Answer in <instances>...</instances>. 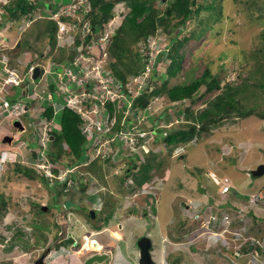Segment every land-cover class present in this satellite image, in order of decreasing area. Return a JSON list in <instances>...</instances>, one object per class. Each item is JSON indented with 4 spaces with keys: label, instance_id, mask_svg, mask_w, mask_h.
<instances>
[{
    "label": "rangeland",
    "instance_id": "1",
    "mask_svg": "<svg viewBox=\"0 0 264 264\" xmlns=\"http://www.w3.org/2000/svg\"><path fill=\"white\" fill-rule=\"evenodd\" d=\"M31 1L33 0H28V2L32 3ZM35 1L37 2L38 0ZM46 1L48 3L41 1V4L36 7L40 8L37 10L41 18L38 20L36 18L35 22L30 24H25V26H27L26 29L19 28L17 24L8 21V19L6 20L5 17L0 15V21L3 22V26H0V35L6 34L3 43L0 44V57L3 58L2 56L4 55H10L14 58V60H11V67H15L17 72L23 70L26 67V63H32V61H37L47 68V73L44 78H39L37 76L29 80L26 77L25 82L29 85L26 87L20 84L15 86L8 85V90H10L11 93L4 95L13 98V100L18 98L21 99L26 102L29 108L35 105L33 110L34 114L37 113L39 105H43V107L46 108L48 104L52 103L54 108H56L64 101L66 87L63 84L69 77L67 74H62L61 70L63 69L65 71L69 66H73L71 64L72 59L68 58L69 54H72V52H70L71 48L56 49L55 44L53 46L50 45V37L47 34H41L39 38L35 37V35L40 32L39 26L41 25V27L44 28L43 25L46 23V18H49L54 10L59 9L60 5L67 6L72 4L73 0ZM157 1L155 0L154 3L156 7L163 9L165 7V0ZM5 2H7V0H0V4ZM44 3H46V5H44ZM255 4L264 8V0H219L217 7L222 9L221 16L215 21L210 19L211 22L209 24L211 25L207 27V30L204 31L203 35L197 40L190 39L185 42L184 55L181 61L182 68L177 76L170 79L168 85L184 80L186 78V72L189 69H192L193 77L198 76L205 65L210 68L211 73L220 76L221 86H224L226 82L237 84L240 80L250 75V70L254 68V58L250 56L249 52L261 46L263 42L261 35L264 33V11L260 9L256 10ZM43 5L44 8H42ZM83 10L84 5L82 4L80 12ZM1 11H3V9H1ZM113 11L114 15L112 19L104 25V31H107V37L104 40H100L102 43L95 45L99 50L107 47V43L110 42L109 34L114 33V30L119 26L124 14L128 11V7L125 3L119 2L116 4ZM207 15V11L201 10L197 18L206 17ZM36 16L37 12L34 11L31 18ZM75 16L77 17L76 14ZM1 18L3 20H1ZM23 19H25V17ZM196 22V18L187 20L186 24L182 25L183 27L177 37L181 38L188 34L190 29L198 31L197 25H195ZM7 24L9 28L6 26ZM178 28H180V26ZM12 36H17L20 40L16 52L18 55L16 57L13 56L16 54V50L11 49L14 41L6 39ZM24 39H26L27 42H25ZM152 42L153 44H149V56L147 58L149 64L155 61L156 53L159 52L160 48L165 46L166 39L164 34L153 35ZM137 43L138 42L130 43V51L134 52L138 49L140 55H143L144 51L142 48H138L139 44ZM29 45H32V47L30 48ZM85 47L84 49L89 50V54L99 52L95 47L93 48V46L87 45ZM5 49L6 51H4ZM222 52H226V56L223 60H220L218 55ZM32 54H36L37 56L34 58ZM161 56H164V54ZM53 57L60 59H57L58 61L55 62L49 61ZM64 57H67V60H64ZM105 59L107 60V68L110 61L115 60L111 55H107ZM125 60H127V58H125ZM16 62L18 63L15 64ZM123 67L124 66L121 68ZM154 67L159 69L160 72L165 70L164 67H160L159 64L154 65ZM3 69L4 66L0 64V81L5 80L9 75L8 70ZM238 73L240 77H238ZM150 74L147 72L145 78L149 77ZM258 76L257 73L254 74V77ZM153 79H156V84L160 83L159 80L161 78L159 76ZM254 81L256 80L253 77L248 79L249 83H253ZM81 82L83 83L84 81L82 80ZM93 84L94 81L90 82V86ZM67 85L70 86L71 84L68 83ZM203 90L204 87H200L195 96L200 95ZM218 91L219 89H216L212 93L197 98L192 108L194 110L200 109L204 105L205 100L208 97H212L213 94ZM251 91L253 93H249V96H246L247 99L244 98L242 102L245 106L254 102L256 105L254 109L256 111H261L264 108V88L260 89L251 86ZM40 92H42L41 98L39 97ZM158 101L161 103L157 104V109L159 111L161 109L166 110L167 104L165 103L167 100L165 96H161ZM119 104L124 106L126 101L121 99ZM187 105H189V102L186 99L183 105L178 104L177 107H184ZM144 115H146V118L139 123L140 128H151L155 123L156 116L153 114L149 115L147 112H145ZM158 116L159 115H157V117ZM179 116L182 117V113L178 114L175 109L168 114L170 118L167 120L166 124H170L165 125L166 128H169L167 131L175 126H179L180 123L187 122L184 119L177 122L180 119L178 118ZM3 120L5 123H3L4 127H2L0 131V147L4 148L14 160L22 159L21 157L24 156L22 155L23 153L26 157L30 158V149L32 146L36 147L38 141L33 137L37 132L29 128L27 124L28 117L22 116V119H11L9 122L6 117H3ZM15 123L18 125V131L16 132L13 128ZM164 131L165 129H157L155 131V136L159 143L162 140ZM7 134L8 136L11 135L10 139L7 137ZM2 137L7 138L3 139ZM39 140V144L45 142L44 138H40ZM147 141H151L150 135ZM42 146L43 145H41V147ZM110 146L113 148L114 153L111 152L112 149L110 148V151L107 150L106 156H110L111 160L106 161V159L98 155V158H94L89 166L81 168L82 171H87L88 181L92 180V182L95 183L93 184V188L94 191L98 190L97 193L89 195L88 193L78 191L77 194L71 195L70 200H73L76 205H69L71 206L69 207L70 209L62 207L64 203L62 205L59 202L57 203L59 198L55 197V189L52 188V186H56L51 185L49 188H52V190H50L42 183V179L40 178L42 170L40 168H38L40 169L38 170L39 172H33L35 176L34 179L24 177L12 170L1 179L0 199L2 196L4 197L6 202L4 207H6L5 209H7V211L3 210L4 207L0 211V247L4 253L0 258L4 260L5 264H8L7 262L11 264L15 263V255L21 253L20 251L24 249L19 247V245L15 247L14 245L16 243L28 242L30 246H35L36 251L33 255L37 254V256L41 255L39 250L42 245L44 246L45 238L48 242L53 240V246L58 243L63 244L65 240L63 242H59L58 240V235L62 234L58 233L59 230L62 229L60 225H55L53 228L48 227L49 223L55 221L58 217L66 223L64 229L66 234L68 235V233H70L72 237L80 239V236L84 235V231L83 229H79L78 224L76 225V223H78V221H76L77 219H75L74 222L71 220H73L74 216L83 215L85 208L93 206L98 196L101 198V207L103 210L109 211V216L111 212L115 213V217L121 222L124 218H127L125 224L126 228L124 229L126 241H116L112 243L111 246H115V248L118 249L117 253L115 252L112 254L111 252V255L107 257L106 261L108 264H125L128 260L131 262L132 259L135 260V255H132L130 258L125 251L126 249H133L136 251V240L138 237L146 235L149 238L152 236V247H155V245L160 247L159 250L155 248V253L153 251L154 248L151 250L152 256L157 259V264H161L159 258L161 254L164 255L165 261H168L170 264L178 262V264H235L231 261L238 259L232 258L229 262L226 256H221L222 246L217 242H213L211 246H209L203 238V234L200 235L202 228L199 229V227H202V219L193 218L194 222L185 225L184 223L181 224V222L182 220H186L184 214L189 213L193 205H197L199 201L203 202L205 199L210 201L212 195L215 201L211 203L213 205L212 212L216 214L219 209H222L216 205L222 203L223 198L220 199L216 197L215 188L209 183L210 179L207 176V172L208 174L209 172H215L219 175L225 174L229 177L233 187L238 190L241 189V186H243L245 191L251 192L252 190L262 188V202L264 203V173L260 176L251 174L252 168L264 162V119L252 114L244 117L225 118L211 125L209 130L196 133L193 140L187 143L174 145V155L172 152L170 153L169 149L155 152L158 155L157 161L159 162V166L152 172L151 177L147 181L135 188L138 189L135 191H140L139 193H142L146 198H148V195L157 196L158 194L155 204L148 205L144 211H139L136 208L130 209L129 205L124 201V197L131 189V186L136 185L132 178L134 174L133 170H135L133 166L140 167V164H144L147 161L152 162L150 159V151L147 152V154L141 148L134 146L130 149L127 143H124L123 146L120 141L117 143L116 139ZM123 147H125L126 150H124ZM88 150L89 153H94L92 146H89ZM108 151L110 154H108ZM85 154H87V151H85ZM66 155L67 153L63 152V159L67 158ZM133 156H136V158ZM85 158H87V156H85ZM33 162L32 159L29 160L30 164ZM36 166L44 168L45 171L49 169L46 161L36 163ZM93 166L96 168H93ZM123 166L124 168L121 169ZM127 174L128 176L126 177ZM160 183H162V185L159 187ZM157 185L159 187L158 189ZM243 188L241 189L242 191ZM234 197L243 199H239L238 204L231 206L232 198H229L223 203V208L229 209L234 214H240L239 217L243 218L247 223L246 225H248L249 231L252 230V227L255 228L256 225L264 226V206L259 209L257 206L250 203L246 197L244 198V196L237 197L235 195ZM61 198H64V195ZM148 201H150V199H148ZM97 207L98 205L95 206L94 209L96 210V217L100 219L102 213L97 210ZM58 210L62 212L60 215L56 214ZM42 211L46 213V216H44L45 220L39 222V219L35 217H40ZM77 218L82 219L85 223H90L91 220V216L89 219L86 216ZM105 220L107 222V218ZM107 223L110 227L114 228V224ZM73 225L76 226L72 229L71 227H73ZM240 226H245V224L242 222L239 226H232L231 229L237 232L238 230L236 229ZM213 230L217 229L214 228ZM40 231H42V233H40ZM17 233L19 234L15 239L14 236ZM172 234H178L179 237L175 239L180 240V242H175V244L179 246V249L175 251L169 250L171 249L169 242L172 240L170 237ZM41 235H44L45 238ZM113 235L120 237V232H113ZM194 236L196 242H194ZM40 238L44 239L41 240ZM106 238L107 240L110 239L109 236H106ZM161 239H163L162 242ZM10 240L16 243L12 246H8L7 244H10ZM117 243H119L118 246ZM89 244L90 243L86 240L82 248L87 250ZM93 246L94 248L98 247L97 245ZM68 247L69 246L58 248V250L54 249L50 252V255H54L55 257L58 254H62L63 256L62 258H54L52 261L53 264H58L62 262V260V264H75V262H77V264H82L84 262L81 256L83 252L75 256V259L65 255V252H62V250H66ZM29 253L30 250L26 252V254H21L23 257H20V260L23 258L22 261L25 260L33 264L30 259L31 254ZM27 254L28 258L26 257ZM22 261L20 264H25V262ZM238 261V264H245V261Z\"/></svg>",
    "mask_w": 264,
    "mask_h": 264
},
{
    "label": "trees",
    "instance_id": "2",
    "mask_svg": "<svg viewBox=\"0 0 264 264\" xmlns=\"http://www.w3.org/2000/svg\"><path fill=\"white\" fill-rule=\"evenodd\" d=\"M41 1L48 3L46 0H38L36 2L38 6L41 4ZM86 1L87 2L83 4L84 8L88 6L89 9H87V13L85 12L82 16L85 20L90 22L89 24L92 26L91 32L96 33L102 31L105 23L112 18L114 12L113 10L117 3L123 2L128 7V11L124 14L119 26L114 30V33L109 34L110 42H108V52L115 58V60L110 61L109 69H111V74L119 79V83L121 84L125 81L127 74L139 72L142 64L143 57L139 56L138 50L134 52L130 51V43H136L139 40L146 41V38L149 35L164 34L166 44L160 48L159 53L156 54V64H159L160 67H164L165 70L160 72L157 69H153L152 73L155 72L157 76H161L162 78L165 77V79H163L159 85L157 84L151 93H164L169 101H174V106L172 105L171 108L175 109L177 113L182 112L183 119L187 121L185 123H180L177 127H173L168 130L165 135H163V139L168 145L189 141L194 138L196 133L209 130L211 125L216 124L225 118L244 117L252 114L264 119V108L261 111H256L254 109L256 106L254 102L250 103L248 106H245L242 102L246 96H249V93H253L251 91V86L258 87L260 89L264 88V33L261 35L263 41L261 46H259L258 49L249 52L250 56L254 58V68L250 70V75L240 80L239 83L231 84L226 82L224 83V86H221L220 76L211 73L210 68L205 65L202 72L198 76L193 77L192 69H189L186 72V78L184 80L168 85L170 79L177 76L178 72L182 68L181 61L184 55L185 42L190 39L197 40L201 35H203V32L207 30V27L211 25L209 24L211 22L210 19L215 21L221 16L222 9L217 7L219 0H165V7L163 9L156 7L154 4L155 0ZM36 3H30L28 0H8V2L3 5L4 16H2L5 17L6 20L8 19V21H12L17 24L20 28L23 24L21 22H17L16 20H18L21 16H27L36 11L37 16L32 18V22H35L36 18L37 20L41 18L38 11L40 8H36ZM46 3H44V5H46ZM44 5L41 7L44 8ZM255 9L264 11V8L257 6L256 4ZM201 10L207 11L208 15L206 17L197 18V15L201 12ZM192 18L197 19L195 25H197L198 31L192 28L193 30L190 29L188 34L178 38L177 35L181 31L183 27L182 25L186 24L187 20ZM1 20L3 19L1 18ZM0 24L3 25V22L0 21ZM6 26L9 28L8 24ZM43 26L44 28L41 27V25L39 26L40 32H38L35 37L39 38L41 34H47L50 37V45L53 46L55 44L54 32L56 29V22L49 17L46 18V23ZM179 26L180 28H178ZM97 28L99 29L98 31ZM2 36L5 38L6 34ZM6 39L14 41L12 40V37ZM16 39L17 40L14 41L13 46L11 47V49L16 50L15 53L17 52V47L20 43L18 37ZM24 41L27 42L26 39H24ZM79 42L80 40L78 38L75 39V44H78ZM145 45H147V43ZM29 46L30 48L32 47V45ZM162 54H164V56H161ZM17 55L18 53L13 56L16 57ZM32 56L35 58L37 55L32 54ZM72 56L73 54H69L68 58L72 59ZM225 56L226 52H222L218 55V58L223 60ZM125 58H127V60H125ZM12 59L14 60V58L10 55L6 57L7 61ZM57 59L60 58L53 57L49 61L55 62L58 61ZM64 60H66L65 57ZM9 63H12V61H9ZM232 65L235 66L234 64ZM122 66L124 67L121 68ZM256 73L259 75L258 77H254V74ZM152 75L153 74H151V76ZM238 77H240L239 73ZM252 77L255 78L256 81L249 83L248 79ZM202 86L204 87L203 92L200 93V95L195 96L197 90H199ZM216 89H219V91L213 94L212 97H208L200 109L194 110L192 108V105L195 103L197 98H201L205 94L212 93ZM148 97L149 94L144 92L142 96L138 98L139 104L144 105ZM186 99L188 100L189 105L177 107L178 104L183 105L184 100ZM108 105L110 106L111 103L105 106ZM23 115L28 117L29 114L24 113ZM36 117L44 122L48 120L52 121V123L48 126L47 131L48 134H52L54 137L52 140H46L45 149L43 151V153L47 155V162L51 164L50 169L52 171V175L48 177L42 172L40 173V178L46 187L49 188L51 185L56 186H52V188L55 189V197H58V200L61 203L64 198L61 199V196H59L60 194H64V197L70 198L71 195L78 192L76 189H73L62 193L65 187L76 185L75 177L78 175V171H68L66 173L67 177L71 180V184L69 185L67 183L68 178L59 180L56 177V174L59 173L62 168L65 169L67 167H71L77 162L83 161L85 158L86 148L89 144H91L92 140H87L81 132L80 123L83 121L82 117L68 106L64 105V107L61 108H54L52 103H50L39 113V116ZM118 122L119 121L117 120V123L111 128V131L106 133L108 137H111L110 135L113 131L121 129ZM113 142H115V139H112L110 144ZM117 143H119V141H117ZM63 152L67 153V158L65 159H63ZM39 154L40 150H32V156L34 158L38 157ZM105 159L106 161L111 160L110 156H107ZM150 159L152 162L147 161L142 164L140 168L133 170L134 174L132 175V178L135 183L142 184L150 178L151 172L153 171V161L155 160V156H151ZM13 165L14 166L12 168L8 165L6 174L12 170L24 177L31 179L35 178L33 172L38 170L37 167L25 162H15ZM93 168L96 167L93 166ZM133 168H135V165ZM82 176L83 178H87L85 177L87 176L86 173H82ZM126 176H128V174ZM52 188L49 189L52 190ZM5 204V199L2 196L0 199V211ZM5 208L6 207H4L3 210L7 211ZM44 216H46V213H43L42 211L40 213V217L36 216L35 218L39 219V222H42L45 220ZM89 216L90 214H88V217ZM182 223L185 225L187 224V221L182 220L181 224ZM55 225L59 224L56 221H52L49 223L48 227L53 228ZM64 229L63 231L65 236L62 232V234L59 235V242H63L64 240L66 242L67 238H71L66 234ZM40 233H42V231H40ZM18 234L19 233L14 236L15 239ZM41 236L45 238L44 235ZM44 238L40 239L43 240ZM13 240H10V244L7 245L12 246L14 244ZM59 244L60 243L55 244V246H58ZM35 251L36 250H33L32 253Z\"/></svg>",
    "mask_w": 264,
    "mask_h": 264
},
{
    "label": "clouds",
    "instance_id": "3",
    "mask_svg": "<svg viewBox=\"0 0 264 264\" xmlns=\"http://www.w3.org/2000/svg\"><path fill=\"white\" fill-rule=\"evenodd\" d=\"M75 1L76 0H74L73 2H75ZM31 2L32 3H34V2L36 3L35 0H33ZM82 4H84V3H81V5ZM81 5H79L76 8V11H75V14L76 15L85 14L83 11L80 12ZM36 6H38L37 3H36ZM62 15H64V14H62ZM113 15H114V12H113ZM16 21L20 23L22 21V17H20ZM54 21L56 22V27H57L56 28L57 29L56 30V33L58 32V28H59L58 22H65V23H68V24L75 22V26L68 30V32L71 33L69 35L70 38H71V39H69V42L66 43V44H64V45H60V44H57L58 42H57V40H55V45L57 46V47L55 46L56 49H58V48H60V49L74 48V46H75V39H77V38L80 40V42L87 41L86 45L93 46V48L95 47L96 44L102 43V42H100V40H101V37H102V35H103V33L105 31L104 32H98V33L92 32V34L86 33V32H82L81 31V28H82L83 21H81V20H79L77 18H68V19H66L64 21H59V20H55L54 19ZM88 25L91 26L89 23H88ZM26 27L27 26H23L21 28H23V29L25 28L26 29ZM96 34H97V36H96ZM55 36H57V34ZM149 36H153V35H149ZM148 37L146 38V41L140 40L137 43V44H139L138 45V48H142L143 51H144V54H143L144 56L143 55H140V53H139V56H142L143 57L142 64H141V68H140L139 72L127 74V76H126L125 81L123 82V84L119 83V79H117L113 74H111V72H110L111 69H109V66L107 68V60L106 59H105V63H103L104 68H106L107 71H109V74H110L111 80L109 82V86L111 88H114V87H123V89L121 91H123L124 97L123 98H119L118 100L115 99L113 101H106L104 103V105L101 106L102 108L100 107V110L97 112V117L98 118H100V117L103 118L107 114L108 117H106V119H105V123L106 124H110L111 123V116L112 115L114 116V121H113L112 124H110L109 130L104 133L105 134V137L107 139H109V141L106 142L107 146H106L105 150H101L98 153V155L101 156V158L105 159L107 157L106 156L107 155V150L110 151V148L112 149L111 152L114 153L113 148L110 146V142L112 140L113 134H118V132H120V131H127V130H129V132H132L133 133V137L139 138V141L138 142H136V143H133L134 141L133 142H128V140H126L123 137L121 138L120 136L116 140L117 141H120L121 142V145H123V146H124V143H127L129 145L130 149H132V147L134 146V147L141 148L145 153H147V152L150 151V153H151L150 155L151 156H155V160L153 161V164H154L153 165V171H154L159 166V162L157 161V156L158 155L155 152H157V151H165L166 149H169L170 153L172 152V154L174 155V150H173L174 145L182 144V142L177 143V144L168 145L164 141V139H163L164 138L163 135H165L166 132H167V129H169V128H166L165 125H166L167 120L170 118V117H168V114L172 110H174V109L171 108L172 105H173V103H174V101H169V99L167 98V96L164 93H157V94L151 93L152 90L157 85L155 83V80L156 79H153V78H156L157 75H155V72L152 73L153 72V69H156L154 67V65H156V59H155V61L153 63H150V64H149V62L147 60V58L149 56L148 55L149 54V45L148 44L145 45V44L148 43L147 42ZM144 46H147V47H144ZM95 48L99 52L98 53H94V54L91 53L90 55L95 56V57H100L103 54V52L106 53L105 54V58H107V55H110L109 52H108V43H107V47L106 48H103L102 50H99L97 47H95ZM6 57L7 56L3 57V59L0 60V64H2V66H4L5 68H8V70L13 71L14 68L11 67V63H9V61H11V60L7 61L6 60ZM32 63L33 64H38L39 62H37V61L33 62L32 61ZM147 65H149V66H147ZM157 70H159V69H157ZM147 72L149 74L151 72V74H153V75L151 76V74H150L149 77L145 78ZM10 74L11 73H9V75ZM15 76H17L19 78V81L17 83H14V82H11V81H7V80L0 81V103L2 102L3 99H5V100H7V101H9L11 103L20 101L21 103H23L26 106L27 111L26 112H22L19 116L4 115V114L0 115V131L2 130V127H4L3 126V123H5L4 120H3V117H6L8 119L7 121L9 122L11 119H16V120L22 119V116H24L23 114L24 113H28L29 114L28 115L29 118H28V123L27 124H28L29 128L34 129L33 131H36L37 132V133H35L33 135V137H35V139L38 141V144H37L36 147H33L32 146V148L30 149V153H29V155L31 156L30 158L26 157V155L23 153L22 155H24V156L21 157L22 159H16V160L12 159L9 156L8 152L6 150H4V148H1L0 147V157H2V159H3V164H2V167L0 169V182H1V179H3V177L6 175V172H7V169H8V165L12 168L14 166L13 164L15 162H25V163L30 164L29 163V160L30 159H32L34 161L31 165H33V166H35L37 168H40L42 170V172L44 173L45 176H48L49 177V176L52 175V171L50 169L51 164L49 162H47L48 161L47 155H45L43 153V151L45 149L46 140H52L54 136L52 134H48V131H46V133L44 135H42L43 132L41 130V127L40 128L37 127V125L39 123L42 124L44 121L43 120H40V119H37V117H36L37 115L33 113V110L35 108V105L32 106L31 108H29L28 105L26 104V102L22 101L19 98L16 99V100H13V98H9V97L4 96L5 94H10V92H9L10 90H8V85L15 86V85H19L20 84L23 87H26L27 85H29L28 83L25 82L26 80L23 79V78H20L19 75H15ZM80 76H81V74H80ZM160 78L161 79L159 81L161 83L162 80L165 79V78H162L161 76H160ZM85 82L86 81H84L83 83L81 82L80 85H83L84 86V83ZM88 82L90 83L92 81H88ZM80 85H78V86L80 87ZM130 88H133L135 91L130 90ZM144 92H146L147 94H149V97H148L147 101L145 102V104L144 105H141V104H139L138 98L141 97ZM161 96H165V98L167 100L165 104H167V106H166V110L161 109L159 111L156 106H157L158 103H161V102L158 101ZM129 97H131V102H130V105H127V102H128ZM121 99H124L126 101V104L124 106H121L119 104V101ZM109 103H111V105H112V107H111V105L110 106L108 105L111 110L109 109L108 106H105V105H107ZM148 105H150V108L149 109H148ZM103 108H104V110H103ZM145 112H147L149 115H152L153 114V115L156 116L155 123L152 125L151 128H140V126H139V123H141V121H143L146 118V115H144ZM180 113H182V112H180ZM33 114H34V116H33ZM137 114L142 115L144 119L143 120H140L138 122V118L136 117ZM157 115H159V116L157 117ZM24 117H26V116H24ZM157 118H159V119H157ZM178 118H180V119L177 122H179V121H181L183 119V117H181V116H179ZM117 120L119 121L118 123H119V126H120L121 129L120 130H117V131H113L112 134L110 135L111 137H108L106 135V133L109 132V131H111V128L117 123ZM132 124H135L136 125V129L135 130H132L130 128L132 126ZM24 127H25V125H24ZM175 127H177V126H175ZM13 128L15 129V132L18 131L17 125L14 124V127ZM157 129H165V131L163 132L162 140L160 141V143L157 141V137L155 136V131ZM141 131H143L144 134L142 136H139ZM149 135L151 136V141L150 142L147 141V138H148ZM5 136H6V134H5ZM7 136H8V134H7ZM10 136L11 135H9L8 137H10ZM50 136H52V139H50ZM2 138L4 139V137H2ZM40 138L41 139L44 138L45 139V142L39 144V141H40L39 139ZM85 138L87 140H92L91 141V144H89V146H92L93 147V151H95L94 150L95 149L94 148L95 145L93 146V143H92L93 142V139H88L86 136H85ZM193 139H191V140H193ZM189 141H186V142H183V143H187ZM141 144L144 147H142ZM41 145H43V146L41 147ZM149 146H150V149H149ZM154 146H155V148H154ZM88 147L86 148L87 154H85V156H87V158H84L83 161H80V162H77V163L73 164L71 167H67L65 169L64 168L60 169L59 173L56 174V177L59 180H64V179L68 178L67 177V174H66L68 171L66 172V170L70 169L69 170L70 172H73L75 170L78 171V175L75 177V179H76V185L75 186L72 185L71 187H69V186L65 187L63 189V192L62 193H64L65 191H68V190H73V189H76L77 191H82L83 193H88L89 195H94V193H97L98 190L97 191L96 190L94 191V188H93V184H95V183L92 182V180H89L88 181V179H87L88 177L87 176H85L87 178H83V176H82V173L85 174L87 171H82L81 168L86 167V166H89L93 162L94 158H96L98 156L97 155V156L94 157L93 156L94 153L93 154L89 153ZM123 148H124V150H126L125 147H123ZM34 149L40 150V154L36 158H34L32 156V150H34ZM109 151H108V154H110ZM133 157L136 158V156H133ZM23 159H25V160H23ZM41 161H46L48 163V168L49 169L47 171H45V169L44 168H41L40 166H36V163H39ZM141 165L142 164H140L139 166H141ZM123 168H124V166L121 167V169H123ZM137 168H140V167H136L135 166V170ZM40 169H38V170H40ZM152 172H151V174H152ZM212 173H214L215 176L217 177V179H219L218 181H216V180L213 179ZM209 174L207 172V176L210 179L209 183H211L214 186V188H215L216 197H219L220 199L223 198L222 199V203L216 205L217 207H220L222 209H219V211L216 212V214L212 212V206L213 205L211 203L215 202L214 199L212 198V196H213L212 195L210 197V201L211 202L210 201H207L206 199L203 202H200L199 201V203L197 205H193L191 207V210H190L189 213H185L184 214V217H185L186 220L188 219L187 220V223L194 222L193 221V218H200V219H202V221H201L202 227L201 226L199 227V229L202 228V232L200 233V235L203 234V238L205 239L206 243L209 246H211V243H213V242H217L218 244L220 243L221 246L223 247V250H225L223 252V254H226L227 255V251H231V250L226 249V247L221 243L220 239H218V238L216 239L215 234L212 233V232H217V233L221 232V228H220L219 225L217 227V226H214L215 223L210 222L211 221V216L212 215H215L216 217L219 218L221 212H227V214H229V216H231L230 225L228 227L230 230H232L231 229L232 226H234V225L235 226L236 225L239 226L242 222L245 224L246 227H248V225H246L247 223L244 221V219L241 218V217H239L240 214H238V215L237 214H234L229 209L223 208V206H224L223 203H225V201L228 200L229 198H232L231 206H235V204H238L239 199L240 200L243 199V198L237 199L236 197H234L235 195L237 197L244 196V198L246 197V199L249 200V196L251 194H254V193H257V192H260L262 194L263 193V190H261V188H260V190H258L257 192H254V193L245 194L243 191H241V193L240 192L238 193L237 192V189L234 188L233 185L231 184V181H230L229 177L226 176L225 174L224 175H219V174H216L215 172H209ZM223 177H227L229 179V181H230L229 182V189H228V191H225V192H222L221 191V179ZM80 181H81V183H80ZM67 183H68V185L71 184V180L69 178L67 179ZM140 185L141 184H137L136 183V185L131 186V189L128 191L127 195L124 197V201L129 205V208L130 209L131 208H136L139 211H142V210L144 211V210H146V207H148V205L155 204V202L157 201L158 194H157V196L148 195V198H146V196H143L142 193H139L140 191L139 192L135 191V190H138V189H135V188L138 187V186H140ZM161 185H162V183L159 184V187ZM159 187L157 185V189ZM63 195L64 194H60L59 196L62 197ZM262 197H263V194H262ZM61 199H63V198H61ZM66 199H69L70 200V198L64 197V200L62 202H64ZM148 199H150V201H148ZM58 202H59V200H57V203ZM72 202L75 203L73 200H72ZM146 203H147V205H146ZM101 204H102L101 203V198H100V196H98L97 199L95 200V204L93 206H89L88 208H85L84 214L83 215H79V216H82V217L83 216H86L89 219V217L91 216L90 210H93L94 215L91 216L90 222L92 223L93 221H95L94 223L96 224L94 226V230L84 231V235L83 236H80V239H77V238H67L66 242H64L63 244H59L58 246H55V245L53 246V242H52L53 240L52 241H49L51 243H49L47 239L44 240V243L45 244H44V246L43 245L41 246V249L39 250V253L42 254L45 250H47L49 248V251H47V255L44 258L45 259L44 260L45 261V264H53L52 261L54 260V258H57V257H61L62 258L63 257L62 254L61 255L58 254L55 257L54 255H50V252L53 251L54 249L55 250H58V248L59 249L60 248H65V246L66 247L69 246L68 247L69 249L67 248L66 250H62V252L64 251L65 252L64 253L65 255L71 256V258H73V259H74V256L80 255L82 253V251L88 252L89 255H92V254H95V253H101V250L100 249L86 250V249H83L82 248V245L86 241L87 238H90L93 241L97 242L96 241V238L94 236L98 232L102 231L103 229H106V231H108L110 229L115 230V231L118 230V231H120V234H122V232H121V230H119L120 228H118V224H117V223L120 224L121 221L118 220L115 217V215H114L115 213H112L111 212V214L109 216L108 215L109 211L103 210V208L101 207ZM252 204L255 205V206H257V207H263L264 206V203L263 202H261L260 204H254V203H252ZM74 205H76V203ZM97 205H98L97 210L100 213H102L100 219H99V217L98 218L96 217V212H95L96 210L94 209L95 206H97ZM62 207L66 208L64 205ZM69 207H71V206H69ZM69 207H67L66 209H70ZM227 207H229V206H227ZM58 212H59V210L56 213L57 215H60L62 213L61 211H60V214ZM194 213H196L198 215L197 216H193ZM32 214H33V212H32ZM88 214H90L89 217H88ZM150 214H151V212H150ZM74 218L77 219L76 216H74L72 222L75 221ZM106 218H107V222H109L111 224H114V228L110 227V225L105 220ZM69 219H70V217H69ZM207 220L209 222H207ZM55 221L59 225H61V227L63 229L65 228L64 225L66 223H65L64 220H62V219H60L58 217L57 219H55ZM76 221H78V220H76ZM77 224L79 225V229H81L80 223L78 222V223H76V225ZM75 226L73 225V227H71V228L73 229ZM214 228H216L217 230H213ZM248 230H249V228H248ZM249 232L257 233V234L258 233H264V226H258V225H256V227L255 228L252 227V230H250ZM59 235H58V238H59ZM122 236H123V234H122ZM122 236L120 237L121 239L119 238V240H122L123 239ZM150 239H151V244H152V240H153L152 236L150 237ZM46 241H47V243H46ZM177 242H180V241H177ZM169 244H171L175 249H179V246L176 245L175 242L173 243V241H170ZM135 245H136V242H135ZM155 247H156V245H155ZM155 247L150 246V248H149L150 253H151V250H153V248H154L153 251L155 253ZM100 248H101V245H100ZM101 249H103V248H101ZM156 249L159 250V248H156ZM33 250H36L35 249V246H34V248H32L31 251H33ZM109 251H110V255H111V252H112V254H114L115 253V247L112 246L111 248H109ZM136 251L137 252H136L135 264H139L138 263V248H137V246H136ZM29 254H31L30 259L32 260V263H33V260L36 259L37 256L36 255H33L32 252H30ZM161 256L159 257L160 260H161V264H170L168 261L167 262L165 261V258H164V255L163 254H161ZM151 257H152L153 261H155V263L157 264V261H156L157 259H155L154 256H152V253H151ZM232 257H234V256H232ZM132 262L130 260H128L125 264H133ZM62 263H63V260H62V262H59L58 264H62ZM178 263H174V264H178ZM98 264H100V263H98Z\"/></svg>",
    "mask_w": 264,
    "mask_h": 264
},
{
    "label": "built area",
    "instance_id": "4",
    "mask_svg": "<svg viewBox=\"0 0 264 264\" xmlns=\"http://www.w3.org/2000/svg\"><path fill=\"white\" fill-rule=\"evenodd\" d=\"M77 4L68 6H59V9L56 11L54 15H60V14H75L76 8L81 5V3H86V0H76ZM87 5V4H86ZM88 9V6H86L83 10L85 13ZM77 22V21H76ZM59 28H58V35H62L64 33H67L69 29L75 26V22L73 23H65V22H58ZM82 32H88L90 31V27L88 23H82ZM107 37V31H105L101 37V40H104ZM70 36L64 38L62 41L57 40V42L60 45H64L69 42ZM153 36H149L147 39V44H153L152 42ZM78 54L74 57V59L71 61V64L73 66H69L63 73L67 74L66 72H69L73 76V81L67 80L68 82L65 83L66 92L64 96V101L61 102L56 108H61L65 106H68L75 110L77 113L81 115L83 118V121L80 123V129L83 132V134L88 139H93V146L95 145V151L93 156H97L98 153L101 150H105L106 148V142L109 141L105 137V132L109 130L110 124L114 121V116H111V123L106 124L105 117L98 118L97 112L100 110V107L104 105L106 101H113L116 99L115 96L112 97H106L103 93L104 90L106 92H110L113 88L107 85L106 82H110V74L109 71H107L106 68H104L103 63H105V54H103L100 57H95L90 55L89 53H84L82 50V46H78L77 48ZM77 67L78 73L81 74V77L73 72V67ZM3 70H8V68H5ZM9 73H11L10 70H8ZM102 73H105L104 76H102ZM80 77V78H79ZM91 79V80H90ZM7 81H11L14 83H17L19 81V78L15 75H8V77L5 79ZM86 81L85 87L78 85L81 84V81ZM88 81H94L95 83L90 86ZM70 83L71 85L68 86L67 84ZM117 94H121L124 97L123 91L119 90L117 91ZM42 92L39 93V97L41 98ZM120 97L119 98H123ZM43 99V97H42ZM131 97H129L127 105H130ZM102 108V107H101ZM150 108V105H148V109ZM104 110V108H103ZM26 106L21 103L20 101L11 103L5 99L2 100L0 103V115H13V116H19L22 112H26ZM136 117L138 118V122L140 120H143V116L137 114ZM52 123L51 120H48L46 122H43L42 124L39 123L37 125L38 128L41 127L42 135H44L47 131L48 126ZM132 130L136 129V125L132 124L130 127ZM144 134L143 131L140 132L139 136H142ZM123 137L128 142L136 143L139 141V138L133 137V133L127 131H120L118 134H113L112 139H117L118 137ZM135 138V139H134ZM111 139V138H110ZM96 143V144H95ZM101 146V147H100ZM142 147H144L141 144ZM3 164V159L0 157V169ZM70 169L66 170L69 171ZM65 172V173H66ZM64 173V174H65ZM212 177L214 180L218 181L217 177L214 173H212ZM229 179L227 177H223L221 179V191L225 192L229 189ZM262 194L260 192L251 194L249 196V201L254 204H260L262 202ZM198 214L194 213L193 216H197ZM231 216L227 214V212H221L220 217H216L215 215L211 216V221L215 223L214 226L218 225L221 228V232H212L215 234L216 239H220L221 243L226 247V249L231 250L232 256H236L239 258L245 257L247 259V264H264V233H252L249 232L248 227L246 226H240L237 232L230 230L228 227L230 225ZM207 222H209L207 220Z\"/></svg>",
    "mask_w": 264,
    "mask_h": 264
},
{
    "label": "bare ground",
    "instance_id": "5",
    "mask_svg": "<svg viewBox=\"0 0 264 264\" xmlns=\"http://www.w3.org/2000/svg\"><path fill=\"white\" fill-rule=\"evenodd\" d=\"M73 1H74V0H73ZM7 2H8V0H7ZM7 2L0 4V15H3V16H4L3 5L6 4ZM75 4H77V1L72 2L71 5H75ZM1 9H3V11H1ZM57 10H58V9H57ZM57 10H55V12H53V14L50 16L53 20L55 19V20H59V21H64V20H66V19H68V18H77V19L83 21L84 23H90L89 21H87V20H85V19L83 18L82 14L77 15V17L75 16V14H67V15H62V14H60V15H54V14L56 13ZM32 14H33V12H32L30 15H27V16H21V17H22V21H21V23H22L24 26H25V24H30V23H32V18H31ZM24 17H25V19H23ZM111 19H112V18H111ZM111 19H110V20H111ZM110 20H109V21H110ZM105 24H107V23H105ZM23 25H22V26H23ZM0 26H3V25L0 24ZM89 27H91V28H90V31H88V32H86V33H90V34H91L92 26H89ZM56 28H57V27H56ZM56 30H57V29H55L54 35L59 34L58 32L56 33ZM98 30H99V29L97 28V31H98ZM84 32H85V31H84ZM100 32H104V29H103L102 31H100ZM70 34H71L70 32H67V33H64V34H62V35L55 36L54 39H55V40H60V41H62L64 38L67 39V37H68ZM0 38H1V43H0V44H2V43H3V40H4L5 38H4L2 35H0ZM68 39H69V38H68ZM86 43H87V41L79 42L78 44H75L74 48H71V49H70V52H73V53H72V54H73V56H72V60H73L74 57L78 54L77 48H78V46H80V45L82 46V50H83L84 53H89V50L84 49V48H86L85 46H87ZM82 44H83V45H82ZM2 48H3V47H2ZM4 51H6V49H5ZM5 56H6V55H4V56H2V57H5ZM1 59H3V58L0 57V60H1ZM66 60H67V57H66ZM17 63H18V62H16L15 64H17ZM25 66H26V67L24 68L25 70L23 69V70L18 71V72L16 71V68L13 67L14 70L11 71V74H10V75H19L20 78L25 79V78L27 77L29 80H32V79H31L32 70H33V68H34L35 66H38V67H39V74H38V77H39V78H44L45 75H46V73H47V68H46V66L44 67V65L39 64V63H38V64H33V63H29V62H28V63H26ZM72 69H73V72H74V73H76V74H78V75L80 76V74H79L78 71H77L78 68H77L76 66L73 67ZM61 71H62V74H64V73H63L64 70L62 69ZM66 73H67V76L69 77L68 80L73 81V76H72L69 72H66ZM104 75H105V73H102V76H104ZM80 77H81V76H80ZM80 77H79V78H80ZM67 82H68V81L64 82L63 85H65V83H67ZM106 84L108 85L109 82H106ZM81 86H83V85H80V87H81ZM84 86H85V84H84ZM3 88H4V87H3ZM3 88H2V89H3ZM122 89H123V87H114L112 90H110L109 93L106 92V91L104 90V93H103V94H104L106 97H112V96H115L116 99L118 100V99H119V96H120V97H123V95H121V94H117V91L122 90ZM130 90L135 91L133 88H130ZM34 104H35V103H34ZM36 105H37V104H36ZM43 109H44L43 105H39L36 115L39 116V113H40ZM169 124H170V123H169ZM169 124H166V125H169ZM68 235H69V237L74 238V237L71 236L70 233H68ZM86 240H87V242L90 243L89 246H88V248H87V250L100 249V245H99L97 242L93 241V240L90 239V238H87ZM83 244H84V243H83ZM93 245H97L98 247H97V248H94ZM82 246H83V245H82ZM82 252H83V253L81 254V256H82V259L85 261V259L89 257V253L86 252V251H82ZM84 256H85V257H84ZM75 264H77V262H75ZM82 264H84V262H83ZM92 264H98V263H97V262H94V263H92Z\"/></svg>",
    "mask_w": 264,
    "mask_h": 264
},
{
    "label": "crops",
    "instance_id": "6",
    "mask_svg": "<svg viewBox=\"0 0 264 264\" xmlns=\"http://www.w3.org/2000/svg\"><path fill=\"white\" fill-rule=\"evenodd\" d=\"M0 31H1V28H0ZM17 36H15V37H13L12 36V40H14V41H16L17 39ZM10 93H11V91H9ZM243 188V186H241V189ZM241 189H237V192L239 193H241ZM258 190H260V188H258L257 190H252V192L251 191H245L244 190V188H243V192L245 193V194H248V193H254V192H257ZM261 190H263L262 188H261ZM257 208V207H256ZM259 209H260V207H258ZM77 217H82V216H77ZM76 217V218H77ZM75 219V218H74ZM77 220H78V222L80 223V225H81V229H83V231H91V230H94V226L96 225L94 222L95 221H93L92 223L90 222V223H85V221H82V219H80V218H77ZM125 220V221H124ZM124 220H122V222L120 223V224H118V228H120L119 230H121V232H122V234H123V236H122V234H120V237L122 236V240H119V238L120 237H116V236H114L113 235V232H116V233H119L120 231H118V230H112V229H110V230H108V231H106V229H103L102 231H100V232H98L94 237L96 238V241L98 242V244L99 245H102L103 247H104V249L107 247H109V248H111L112 246V243H114V242H116V241H126V238H125V235H126V233H125V231H124V229L126 228L125 227V224H126V222H127V218H124ZM71 221H73V220H71ZM180 229V228H179ZM106 236H109L110 237V239L109 240H107V238H106ZM170 237H171V241H173V243L174 242H177V241H180V240H176L179 236H178V234H172V235H170ZM176 238V239H175ZM121 239V238H120ZM194 242H196V238H195V236H194ZM162 240L163 239H161V242H162ZM211 240V239H210ZM28 241V240H27ZM29 241H30V239H29ZM14 243H16V242H14ZM118 244L119 243H117V246H118ZM17 245H19V247H21V248H24L22 251H20L21 253H18V254H16L15 256V263H12V264H20V262L23 260V258L20 260V257H23V255H21V254H26V252H28L29 250H30V252H31V250H32V248L34 247H32V246H30L29 244H28V242H26V243H16L14 246L16 247ZM171 245V244H170ZM219 245L221 246V244L219 243ZM13 246V247H14ZM116 246V247H117ZM113 247H115V246H113ZM120 247V246H119ZM106 248V249H107ZM155 248H160L159 246H156ZM13 249V248H12ZM26 249H27V251H26ZM118 249V248H117ZM117 249L115 248V252L117 253ZM169 250H176L172 245H171V249H169ZM212 251V250H211ZM225 250H223L222 249V254H221V256H226L227 258H228V260H229V262L231 261V259L232 258H234V257H232V253H231V251H227V255L226 254H223V252H224ZM125 252H127V254H128V257H132V255H135V257H136V252L137 251H135V250H133V249H126V251ZM130 254H131V256H130ZM1 255H4V253L2 252V248L0 247V256ZM78 256V255H77ZM26 257L28 258V254L26 255ZM75 257V256H74ZM162 257V256H161ZM75 259V258H74ZM235 259H238V260H242V261H245V264H247V259L245 258V257H242V258H239V257H235ZM136 260V259H135ZM135 260L134 259H132V263L133 264H135ZM212 260H213V258H212ZM238 260H233V261H231L232 263L234 262L235 264H238L239 263V261ZM30 261V260H29ZM13 262V261H12ZM22 262H25V264H30V262H26L25 260L24 261H22ZM8 264H11V263H9V262H7ZM212 263H214V262H212ZM0 264H5L4 263V260L3 259H1L0 258Z\"/></svg>",
    "mask_w": 264,
    "mask_h": 264
},
{
    "label": "water",
    "instance_id": "7",
    "mask_svg": "<svg viewBox=\"0 0 264 264\" xmlns=\"http://www.w3.org/2000/svg\"><path fill=\"white\" fill-rule=\"evenodd\" d=\"M38 74H39V67L35 66L32 70L31 78L37 77ZM15 125H17V123H15ZM7 137H4V139ZM50 139H52V136H50ZM263 173H264V162L259 163L255 168L251 170V174L255 176H260ZM74 204L75 203H73L69 199H66L64 201V206L66 208L69 207V205H74ZM90 213H91V216L94 215L93 210H90ZM136 246L138 248V263L139 264H156L155 261H153L151 257V253L149 250L151 246V239L148 236H140L136 241ZM47 251H49V248L45 250L41 255H39L33 261V264H45L44 258L47 255ZM105 258H106L105 253H95V254L89 255V257L85 259L84 264H92L94 262L101 263L103 260H105Z\"/></svg>",
    "mask_w": 264,
    "mask_h": 264
},
{
    "label": "flooded vegetation",
    "instance_id": "8",
    "mask_svg": "<svg viewBox=\"0 0 264 264\" xmlns=\"http://www.w3.org/2000/svg\"><path fill=\"white\" fill-rule=\"evenodd\" d=\"M64 202H62L61 204H63ZM59 214H60V211L58 212ZM60 227H61V225H60ZM62 228V227H61ZM63 229V228H62ZM62 229H60L59 230V233H62L63 232V230ZM101 248H103V249H101ZM101 248H100V250H101V253H105L106 254V258H105V260H103L102 261V263L104 262V261H106L107 260V257H109V255H110V251H109V248H107V249H104V247L101 245ZM35 260V259H34ZM33 260V261H34ZM102 263H100V264H102ZM103 264H108L107 263V261L105 262V263H103Z\"/></svg>",
    "mask_w": 264,
    "mask_h": 264
}]
</instances>
